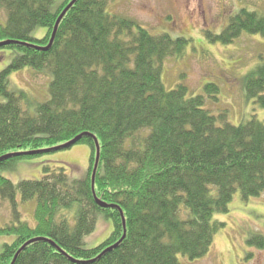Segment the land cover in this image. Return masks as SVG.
Masks as SVG:
<instances>
[{
  "label": "trees",
  "instance_id": "trees-1",
  "mask_svg": "<svg viewBox=\"0 0 264 264\" xmlns=\"http://www.w3.org/2000/svg\"><path fill=\"white\" fill-rule=\"evenodd\" d=\"M71 1L0 0L7 13L0 42L17 41L0 45L1 56L15 53L0 70V157L34 152L0 161V205L8 203L12 215L0 236H15L0 252V264H182L179 255L205 257L225 226L214 216L228 212L237 193L244 200L264 193V123L233 125L205 109L203 96H189L187 87L167 89L163 64L182 55L188 39L154 35L111 13L108 0H77L52 46L41 49ZM242 33L264 34V16L242 8L221 34L207 35L230 44ZM25 68L47 81L52 76L49 100L33 104L25 92L10 89V75ZM245 89L264 107V64L246 78ZM26 100L34 114L23 108ZM80 134L77 144L90 148L84 177L50 165L40 180L14 183L2 175ZM95 136L101 149L93 190ZM18 196L36 200L34 226L22 221ZM96 197L113 207L99 206ZM121 211L127 235L104 253L124 235ZM101 216L113 231L89 248L86 237ZM248 242L262 247L264 237Z\"/></svg>",
  "mask_w": 264,
  "mask_h": 264
},
{
  "label": "rangeland",
  "instance_id": "rangeland-1",
  "mask_svg": "<svg viewBox=\"0 0 264 264\" xmlns=\"http://www.w3.org/2000/svg\"><path fill=\"white\" fill-rule=\"evenodd\" d=\"M242 8L264 16V0H108L111 13L134 20L154 35L166 33L173 38L188 39L183 54L171 56L163 64L166 88L187 87L189 96H203L205 109L217 117L226 115L233 125L251 119L264 123V107L257 98L248 97L245 89L246 78L264 64V34L242 33L233 43L223 44L210 39L207 32L221 34ZM6 18L7 13L0 7V23ZM41 31L36 34L42 35ZM4 55H0V70L12 61L15 53L5 51ZM51 79V75L47 81L39 72L25 68L10 75V89L25 92L33 104L43 103L50 98ZM209 84L216 85L219 91L207 92ZM22 105L31 114L35 113L34 105L29 106L27 100ZM45 165L64 168L73 178H82L89 170L90 148L77 144L70 149L22 160L17 168L1 173L14 183L40 180ZM18 199L22 221L34 226L36 200L24 203L20 196ZM11 218L10 205L2 202L0 225ZM214 220L224 222L225 226L216 233L208 254L194 261L179 255L182 264H264V245L258 247L248 242L253 235L264 237V193L248 200L242 199L240 193L235 194L228 212L216 214ZM112 231V222L99 217L96 231L86 237L87 246L97 247ZM14 239L12 235H1L0 252Z\"/></svg>",
  "mask_w": 264,
  "mask_h": 264
},
{
  "label": "water",
  "instance_id": "water-1",
  "mask_svg": "<svg viewBox=\"0 0 264 264\" xmlns=\"http://www.w3.org/2000/svg\"><path fill=\"white\" fill-rule=\"evenodd\" d=\"M76 2H77V0H72V1H71V2L65 7V9L63 10V12L60 14L59 18L57 19V22H56V24H55V27H54V30H53V33H52V36H51V39H50L49 44H48L46 47H42L41 49L46 50V49H49V48L52 46V44H53V42H54V40H55V37H56L57 31H58L59 25H60L62 19L64 18V16H65L66 13L68 12V10H69V9H70V8L76 3ZM11 42H17V41L6 40V41H3V42H0V45H5V44L11 43ZM84 135H85V134H80V135H78L77 137H75L74 139L70 140V141L67 142V143H64V144H62V145L56 146V147H54V148H51L50 151H51V150L58 151V150H61V149L71 148V147H73L75 144H77L78 141L81 140L82 137H83ZM94 139H95V143H96V157H95V164H94V169H93V174H92V187H93V190H94V185H95V178H96V173H97V169H98V164H99V160H100V149H101L100 144H99V141H98V139H97L96 136L94 137ZM48 150H49V149H48ZM25 154L30 155V154H34V152L32 151V152H23V153H22V152H20V153H10V154H7V155H4V156H1V157H0V161H1V160H4V159H8V158H10V157L20 156V155H25ZM96 201H97V204H98L99 206L103 207V208L113 207V206H110V205H108L107 203L103 202L102 200L98 199L97 197H96ZM121 214H122V218H123L124 235H123V237L121 238V240H120L117 244H115L114 246H111V247H110L109 249H107L104 253H106L107 251H109V250H111V249H113V248H116V247H117V246H118V245H119V244L125 239V237H126V235H127V231H126V219H125V217H124L123 211H121ZM37 240H39V239L36 238V239H33V240L27 242L26 244H24V245L20 248V250L18 251V253H17L15 259L17 258V256L19 255V253H20L22 250L25 249V247H26L28 244H30V243H32V242H34V241H37ZM13 263H14V262H13Z\"/></svg>",
  "mask_w": 264,
  "mask_h": 264
}]
</instances>
